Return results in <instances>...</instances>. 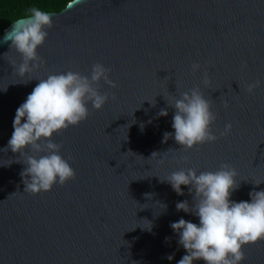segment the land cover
<instances>
[{
    "label": "water",
    "instance_id": "obj_1",
    "mask_svg": "<svg viewBox=\"0 0 264 264\" xmlns=\"http://www.w3.org/2000/svg\"><path fill=\"white\" fill-rule=\"evenodd\" d=\"M50 14L53 27L37 48L43 67L23 77L21 56L10 48L16 21L0 35V264H177L186 252L170 224L199 219L177 211L192 195L162 181L171 172L199 175L227 163L239 183L231 201L250 202V192L264 190V0H72ZM95 63L111 70L117 87L101 80L98 91L115 100L99 110L89 103L86 120L52 137L60 155L72 157L75 179L23 192L25 157L2 150L16 109L39 79L89 75ZM193 63L201 65L196 73ZM255 81L259 87L247 92ZM195 87L216 114L214 134L232 127L184 151L163 134H174V99ZM242 250L241 264H264V240Z\"/></svg>",
    "mask_w": 264,
    "mask_h": 264
},
{
    "label": "clouds",
    "instance_id": "obj_2",
    "mask_svg": "<svg viewBox=\"0 0 264 264\" xmlns=\"http://www.w3.org/2000/svg\"><path fill=\"white\" fill-rule=\"evenodd\" d=\"M52 27L51 14L35 7L27 18L14 23L9 33L10 48L21 56L22 62L16 67L21 77L43 67L44 61L37 55V48L43 45L47 30ZM200 69L199 63L191 65L192 73ZM110 71L95 63L89 75L71 70L47 75L38 80L25 102L16 109L11 138L2 150H11L25 157L23 164L26 167L20 173L23 192L35 195L50 191L55 184L63 186L75 179V170L69 163L72 157H62V144L53 142L52 137L86 120L89 103L93 109L99 110L110 98L115 100V95L98 91L101 80L111 88L117 87L109 79ZM201 82L204 85L209 83L207 71ZM259 85L260 81L248 84L246 91L251 93ZM170 106L175 109L171 124L174 134L165 132L164 141L174 136L176 144L184 151L213 143L231 130L232 125L226 124L219 137L214 134L211 126L216 114L211 111V103L204 98L199 87L182 93L181 98L174 99ZM224 107H228L227 103ZM158 115L167 116L168 112L161 109ZM25 149L43 155H28ZM157 154L153 152L150 158ZM160 162L163 163L162 160ZM236 176L237 172L231 165L222 163L216 171H202L197 175L192 168L181 169L162 180L170 184L178 195H183L181 185L188 186L192 195L191 205L185 200L176 203L175 207L177 211L191 213L199 219V224L183 218L170 224L173 232L178 234V245L186 252L177 264H194V261L241 264L245 259L243 247L264 240V190L250 192V202L231 201V193L239 187ZM166 258L172 260L173 256Z\"/></svg>",
    "mask_w": 264,
    "mask_h": 264
},
{
    "label": "trees",
    "instance_id": "obj_3",
    "mask_svg": "<svg viewBox=\"0 0 264 264\" xmlns=\"http://www.w3.org/2000/svg\"><path fill=\"white\" fill-rule=\"evenodd\" d=\"M72 0H0V35L19 19L27 18L35 7L41 11L58 14Z\"/></svg>",
    "mask_w": 264,
    "mask_h": 264
}]
</instances>
